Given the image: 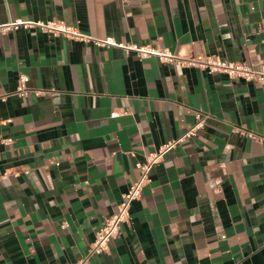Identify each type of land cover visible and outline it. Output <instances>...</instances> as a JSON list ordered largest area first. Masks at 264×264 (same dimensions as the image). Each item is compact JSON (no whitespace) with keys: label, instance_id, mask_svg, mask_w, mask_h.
<instances>
[{"label":"crops","instance_id":"0c3cea01","mask_svg":"<svg viewBox=\"0 0 264 264\" xmlns=\"http://www.w3.org/2000/svg\"><path fill=\"white\" fill-rule=\"evenodd\" d=\"M17 19L264 68V0H0V23ZM181 138L90 264H264V85L39 28L0 31V264L79 259L137 162Z\"/></svg>","mask_w":264,"mask_h":264},{"label":"built area","instance_id":"2783aa9c","mask_svg":"<svg viewBox=\"0 0 264 264\" xmlns=\"http://www.w3.org/2000/svg\"><path fill=\"white\" fill-rule=\"evenodd\" d=\"M39 28L43 32L54 36L62 35L70 39H75L83 42H93L99 46H116L122 48L126 52H135L141 57L156 56L162 62L175 65L197 67L207 72L224 73L230 78L243 79L245 81L254 82L258 85H264V68H256L258 62H248L246 60H230L218 54L194 53V52H172L169 49L155 47L151 44L139 45L130 42L118 41L112 37L99 38L86 34L80 31L77 27L67 24L65 21L52 19L47 21L34 20H13L7 23H0V31H7L15 28ZM29 77L26 74H21L18 82L17 93L21 96L27 94L30 90L27 83ZM42 91H36V94H41ZM127 110H114L112 116L125 114ZM199 122L192 128L186 136L193 135L197 128L201 125ZM180 140H172L159 146L156 150L151 151L146 155L144 161L137 162L136 166L140 170V177L133 182L129 190L123 194V199L118 205L117 210L111 215L105 217L102 224L95 232V239L90 244L87 252L76 261L69 264H90V260L110 247V242L116 238L122 225L130 220L132 202L142 196L143 187L149 181V173L155 164L161 162L166 152L177 144ZM5 143L13 141L12 138L4 139Z\"/></svg>","mask_w":264,"mask_h":264}]
</instances>
